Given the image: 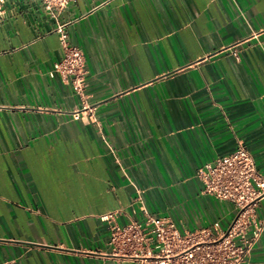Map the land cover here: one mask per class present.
I'll use <instances>...</instances> for the list:
<instances>
[{"label":"crops","instance_id":"obj_1","mask_svg":"<svg viewBox=\"0 0 264 264\" xmlns=\"http://www.w3.org/2000/svg\"><path fill=\"white\" fill-rule=\"evenodd\" d=\"M3 7L0 264H136L112 253L100 215L122 224L141 205L181 230L228 227L234 205L195 172L240 140L264 179V0ZM58 23L85 54L83 94L48 75ZM256 215L251 261L264 264V196Z\"/></svg>","mask_w":264,"mask_h":264},{"label":"built area","instance_id":"obj_2","mask_svg":"<svg viewBox=\"0 0 264 264\" xmlns=\"http://www.w3.org/2000/svg\"><path fill=\"white\" fill-rule=\"evenodd\" d=\"M42 1L45 9L55 15L76 0ZM3 5L4 0H0V21ZM54 30L62 53L48 75H59L83 94L88 72L85 54L70 43L66 23H58ZM73 116L79 118L78 112ZM195 174L204 193L234 205L235 215L225 230L215 235L209 228L181 230L170 217L152 215L141 205V218L122 224L116 220V212L100 215L108 222L112 253L133 258L136 264H253L252 250L263 229L256 205L264 196V179L256 170L251 152L238 140L235 149L203 163Z\"/></svg>","mask_w":264,"mask_h":264}]
</instances>
